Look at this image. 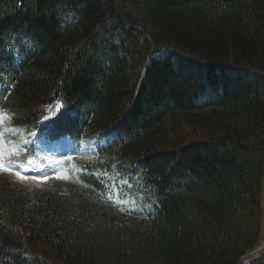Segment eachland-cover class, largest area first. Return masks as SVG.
<instances>
[{
  "label": "trees",
  "instance_id": "1",
  "mask_svg": "<svg viewBox=\"0 0 264 264\" xmlns=\"http://www.w3.org/2000/svg\"><path fill=\"white\" fill-rule=\"evenodd\" d=\"M0 106L105 157L0 173V264H264V0H0Z\"/></svg>",
  "mask_w": 264,
  "mask_h": 264
},
{
  "label": "rangeland",
  "instance_id": "2",
  "mask_svg": "<svg viewBox=\"0 0 264 264\" xmlns=\"http://www.w3.org/2000/svg\"><path fill=\"white\" fill-rule=\"evenodd\" d=\"M4 110H0V163L12 165L13 170L10 172L0 171L3 173L4 184L12 182L16 187L23 189L44 188L46 185L54 182H62L68 184L76 183V169L80 161H94L91 156L92 149L84 148L83 153H75L70 156L64 154L65 144L67 139L55 141L53 144L36 143L35 152H29L21 141L14 139L13 135L23 136L21 128L16 127L5 114ZM26 140V138H25ZM24 140V142H25ZM89 140L84 139L83 143ZM19 171L21 174L28 177V179L20 180L15 172ZM40 177L32 179L31 177ZM47 176L46 180L42 179ZM61 176L63 178H56ZM2 177V178H4ZM123 181L116 182L122 183ZM129 185L126 187H114L111 194L113 198L123 209L132 206V191H129ZM130 192V193H128ZM22 235L25 234L21 227H15ZM264 251V225L262 238L256 245V248L246 252L243 257V262H248L252 258L259 256Z\"/></svg>",
  "mask_w": 264,
  "mask_h": 264
},
{
  "label": "snow or ice",
  "instance_id": "3",
  "mask_svg": "<svg viewBox=\"0 0 264 264\" xmlns=\"http://www.w3.org/2000/svg\"><path fill=\"white\" fill-rule=\"evenodd\" d=\"M13 170V166L12 165H5L3 163H0V171H4V172H10ZM15 175L20 179V180H25V179H28V177H26L25 175L21 174V172L19 171H16L15 172ZM32 179H38L40 177H31ZM48 177L45 176L43 177L42 179L46 180ZM56 178L60 179V178H63L61 176H57Z\"/></svg>",
  "mask_w": 264,
  "mask_h": 264
}]
</instances>
